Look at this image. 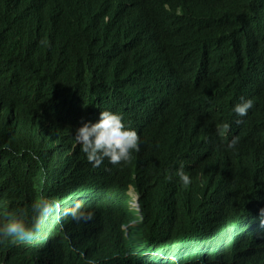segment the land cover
<instances>
[{
	"label": "trees",
	"instance_id": "trees-1",
	"mask_svg": "<svg viewBox=\"0 0 264 264\" xmlns=\"http://www.w3.org/2000/svg\"><path fill=\"white\" fill-rule=\"evenodd\" d=\"M159 1L160 6L172 4L167 17L152 12L147 0L44 1L51 24L42 21L43 25L26 9L28 0H0V91L11 88L21 94L14 105L15 127L2 129L7 105L2 106L4 115L0 113L2 173L29 198V222L33 200L59 202L31 241H0L8 264H85L89 258L95 264H169L164 259L168 255L179 264H264V226L257 206L264 205V139L257 137L264 133V0ZM170 32L177 34L175 43ZM129 46L132 51H127ZM180 62H188V69L197 71L193 73H211L203 88H192L190 108H213L200 121L203 125L216 128L226 122L232 132H240L241 156L233 148L223 177L210 181L212 196L203 202L177 190L169 167L155 169L163 183L138 212L129 195L125 201L116 197L100 169L90 171L66 158L68 132L48 123H62L75 107L91 110L98 118L102 110L116 108L138 125L134 128L143 139L159 136L171 145L176 127L157 134L166 126L159 119L149 131L143 130L144 111L121 109L118 101L125 95V101L138 106L139 92L143 100L160 94L158 89L167 92L163 70L173 71ZM145 82L155 84L144 86ZM34 87L42 90L33 97ZM249 88L259 91L256 114L248 124L245 120L232 126V105ZM13 133L18 141L9 145L6 141ZM24 148L39 161L24 154ZM249 159L251 167L258 164L260 169L246 172L245 167H234ZM126 176L121 173V181ZM254 185L262 187L260 198L254 195L250 200L246 193L243 203L235 200ZM76 203L93 212L92 220L76 223L64 214Z\"/></svg>",
	"mask_w": 264,
	"mask_h": 264
},
{
	"label": "clouds",
	"instance_id": "clouds-1",
	"mask_svg": "<svg viewBox=\"0 0 264 264\" xmlns=\"http://www.w3.org/2000/svg\"><path fill=\"white\" fill-rule=\"evenodd\" d=\"M4 33L9 35L11 31L4 30ZM0 92H4L0 95V113L3 105L8 107L3 109L7 123L2 129L9 131L17 122L14 105L20 100L21 94L11 88ZM35 93L36 89H32L33 97ZM124 96L118 101L121 109L133 111L139 108L144 111L143 130L149 131V126L154 120L157 122L159 119L160 124L166 126H160L157 134L176 127L170 139L171 145H165V140L159 136L147 135L143 139L139 130L134 128L138 125L129 121L119 109L102 110L98 118L97 113L92 114L91 110L75 107L69 111L62 123L57 125L52 120L48 123V126H56L57 129H65L68 132L65 157L76 159L90 171L100 169L104 180L113 186L110 190L114 191L116 197L125 201V196L129 195L131 206L138 212L143 210L145 202L153 198L158 185L163 183L161 179L155 177V169L166 166L172 170V174L174 173L179 192L198 202L211 197L210 181H219L223 177L225 168L233 158V148L237 143L235 137L229 141H219L220 136L226 135L229 125L221 123L213 128L189 121V124L194 123L196 126H186L185 119L180 118L185 114L171 107L169 105L171 99L166 101L161 93L150 94L143 100L139 92L141 99L138 106L125 101ZM252 100L245 95L240 96L237 103L232 105L231 111L239 117L245 116L249 109H253ZM11 106L13 110H9ZM42 112L43 110L40 111ZM194 132L200 136L199 140L189 139ZM15 136L16 133L11 134L6 142L13 145L18 141ZM21 151L24 154L29 153L33 160L39 161L38 156L28 149L24 148ZM10 155L15 158V152L10 151ZM148 159L152 161V166ZM126 166L134 168V173L125 171L123 167ZM173 167H176V170ZM2 172L4 166L0 158V208L3 209L0 211V241L10 238L22 242L31 241L40 232L49 213L59 207V202L45 197L33 200L29 222L26 215V211L29 210V198L16 189L14 183L9 181L6 175L3 176ZM121 173L127 174L123 181ZM148 187L152 188L153 193L148 191ZM64 214L76 223L88 222L94 215L80 203L65 209ZM258 215L261 226H264V208L259 209ZM136 219L139 220L141 217L137 215ZM59 227L62 228L63 225ZM8 257L7 253L0 250V264H8ZM164 259L169 264H179L175 256L168 255ZM85 264H95V261L89 258Z\"/></svg>",
	"mask_w": 264,
	"mask_h": 264
},
{
	"label": "water",
	"instance_id": "water-1",
	"mask_svg": "<svg viewBox=\"0 0 264 264\" xmlns=\"http://www.w3.org/2000/svg\"><path fill=\"white\" fill-rule=\"evenodd\" d=\"M30 2V4L26 7L27 10L31 11L33 13V17L34 19H36V21H38V23L43 24L44 23L42 21H46L49 25L51 23L50 22V16H49V12L46 11V6L44 4L45 3H49V0H28ZM148 4H149V8L152 12H154L157 15H160L162 13H165V17H167L168 15H170L169 13L171 12V7L172 4L168 2V4L160 6V1L159 0H147ZM187 1H191V0H187ZM170 4V5H169ZM59 8V5H58ZM196 20V18H194ZM173 32H170V35H173ZM169 36V35H168ZM177 34H174V36L171 37V40L175 43L176 42V37ZM115 41V40H112ZM123 47H127L126 45L122 44ZM133 48H127V51H132ZM166 51L167 50V46L165 48ZM157 58L163 57L164 56H156ZM157 64V62H156ZM172 64V63H170ZM145 67H147L148 69L151 70V68L144 62ZM192 65V64H191ZM190 66V64L188 62H180V63H176L173 66V71H164L163 70V75L161 76L162 79H164L167 82V92H164L165 90H160L158 89V91L160 93H162L165 96L166 101H169V105L171 107H174L176 110H178L179 112L185 114L184 117H180L181 119H185L184 124H187L186 126H196V124H189V121L191 122H199L200 125H202L203 123L200 121H204L206 120L213 112L214 109L210 108V110H205L202 112H194L193 110H191L190 105H189V101L190 98L192 96V88L194 87H198V88H203L206 83H208V81L206 80H210L211 81V73L206 71L204 73H193V72H197L194 71L193 69H188V67ZM169 75H173L175 76L174 80H169L168 76ZM197 76H199L198 78H196ZM155 83L153 82H145L144 86H148V85H154ZM224 84V83H223ZM169 85H172V87L170 88ZM248 94L245 96L246 98H253V106L254 103H256L258 100L255 98L259 91L257 88H249L247 90ZM261 91V90H260ZM258 92V93H257ZM263 92V91H261ZM264 94V92H263ZM261 111L264 112V104L261 106ZM219 111H217L216 113H218ZM226 111H224L225 113ZM223 113V114H224ZM233 119L232 121L235 122L236 125H232V126H239L240 124H242L245 120L246 123L248 124L249 121L251 120L252 116L256 114V112H254L253 109H249L247 114L243 117H239L237 116L235 113H233ZM198 115V116H195ZM200 116V117H199ZM250 119V120H249ZM249 120V121H248ZM84 121V120H82ZM84 123V122H82ZM226 123V122H224ZM261 121L257 120L255 122V124H260ZM231 126V127H232ZM201 135V132H200ZM241 136L240 132L239 133H234L232 132L230 129H228L226 131V135L223 137H219V141H224V140H231L233 137H235L236 139H238V137ZM185 138H187V136H184ZM242 137V136H241ZM258 138L260 139H264V133H259L257 135ZM200 136L197 134V132H194L192 135L189 136L190 140H199ZM264 147V145H263ZM235 151L237 152V154H239L241 156V148L237 145V143L234 146ZM219 151V150H216ZM262 154H264V149H262ZM246 155V154H245ZM260 155V154H259ZM248 157V155H247ZM251 161L250 159L248 160V162H237V164L234 165V167H237V169L239 170L240 167H245L243 168L244 171L248 172V171H254L255 172V168L252 166L251 167ZM247 167V168H246ZM123 169L125 171H127L130 174L134 173V168L130 167V166H126L123 167ZM260 169V166L257 168ZM245 172V173H246ZM240 182V180L238 181ZM261 188L260 186L254 185V190L253 189H249L247 192L245 191H241V193L239 194V196L237 198H235L236 201H239L240 203H243L245 201V195L246 193H248L249 195V199L252 200L254 195L256 198H260L261 197ZM258 207L264 208V205H257Z\"/></svg>",
	"mask_w": 264,
	"mask_h": 264
},
{
	"label": "bare ground",
	"instance_id": "bare-ground-1",
	"mask_svg": "<svg viewBox=\"0 0 264 264\" xmlns=\"http://www.w3.org/2000/svg\"><path fill=\"white\" fill-rule=\"evenodd\" d=\"M125 10H127V8H126ZM229 15H230V14H229ZM249 26H250V25H249ZM203 49H205V47H204ZM9 69H14V67H11V68H9ZM28 82H31V81H29V79H28ZM44 83H49V81H44ZM34 89H37V88L34 87ZM41 90H42V88H38V90H36V92H41ZM247 92H248V91H246V95L248 94ZM213 152H214V151H213ZM255 168H258V164H256Z\"/></svg>",
	"mask_w": 264,
	"mask_h": 264
}]
</instances>
